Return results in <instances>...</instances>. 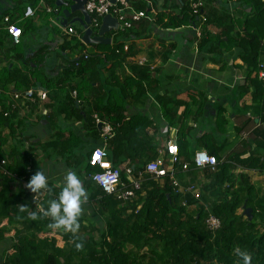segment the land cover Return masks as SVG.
Here are the masks:
<instances>
[{"label":"crops","instance_id":"obj_1","mask_svg":"<svg viewBox=\"0 0 264 264\" xmlns=\"http://www.w3.org/2000/svg\"><path fill=\"white\" fill-rule=\"evenodd\" d=\"M62 1L67 2L69 7L74 5L72 0ZM128 1L135 11H144L153 15L154 21L148 22L143 19L134 24L131 30L120 35H117L118 31L111 30L104 35L106 39H110V44L105 45L108 49L99 50L94 48V45H85L81 41L83 35V27L79 23V20L83 19L81 12L70 13L67 23L62 24V11L68 8L56 7L53 0H0V110L4 104L12 102L11 94L34 90L33 101L15 103L14 116L17 121H22L24 124L21 134L22 139L25 140H23V150H27L35 157L34 172L43 171L50 187L61 190L63 177L68 171H75L82 181V186L86 187L83 167L67 166L64 160L57 159L61 155L83 154L85 159L94 148L106 146L110 163L113 161L121 170L130 168L139 171L148 162L160 157L167 161L168 155L164 152L166 141L169 139L177 141L181 138V133L185 132L186 145L192 146L193 151L192 156L185 153L180 156V160L181 163L190 165L194 153L205 150L195 142L202 135H212L214 147L219 149L224 146L228 154L240 142L245 141L244 139L251 135L253 129L260 125L264 127V115H257L252 109L256 105L252 101L253 88L248 84L244 86L247 70L238 57V50L226 49L221 45L227 41L225 35L236 38L240 34L242 37L239 27L224 18L228 17L234 22L244 21L251 15L252 5L256 0H207L205 13L208 22L202 26L200 37H195L193 30L187 27L189 0ZM26 7H32L34 14L30 18L23 19ZM47 8L52 9L53 12L47 13ZM6 16L22 31L17 42L13 41L5 30L2 20ZM176 18L179 20L186 18L187 22L178 28H165L164 25L169 23V20L173 22ZM70 27L74 29L76 35L66 33L67 28ZM206 37L219 38L220 46L219 43L218 46L213 43L212 47L207 45L200 49V40ZM261 45L258 77L264 83V40ZM117 47L123 50L120 57L116 58L121 68L113 72L120 81L125 77H132V67H139L138 61L143 60L145 65L141 67L148 69L150 78L156 85L154 93L146 92L142 103H136L131 99H126L124 102L125 111L121 113L123 121L141 116L147 119L146 126L150 130L145 136L130 137V140L125 138L130 141V146L123 143L124 149L121 150V154L125 158L119 160L114 159V150L110 147L109 141L103 142L100 127L98 126L97 129L95 126L97 131L92 132L90 126L93 123L87 122L92 109L103 104L106 106V93L113 83L110 77L111 66L113 60L115 61L110 52ZM115 53L117 54V50ZM84 54L94 58L83 62L80 71L70 73L69 64ZM80 72L82 75L79 74ZM260 75L263 78H260ZM39 90L46 93L43 101L36 96V91ZM72 92H75V96ZM162 96L171 101H180L183 105H190L192 111H195L196 104L193 105L191 101H200L202 98L205 100L203 114L197 120L188 118L182 121V125L188 129L181 132L178 117L185 106H180L176 122L170 127L160 110L158 97ZM72 100L78 106L76 105L73 111H66ZM114 100L112 102H115ZM245 107L249 109L246 110ZM218 109L225 111L226 135L221 134L215 126ZM99 111L103 119L94 115L113 129L109 121L110 114L106 115L102 109ZM75 116L79 118L76 119ZM248 118L254 120V126L251 125L238 134L235 127L241 129ZM7 133V130L3 132L4 135ZM71 136L74 137L73 144L75 140L80 141V146L73 151L66 144V140ZM146 140H151L156 157L152 160L146 159L144 165L137 168L134 164L137 158L128 160V157L144 156L145 152L136 150L142 149ZM38 142L41 143L40 146ZM13 143L11 139L10 147ZM257 154L262 157L264 152L259 149ZM123 161H127L128 165L123 166L121 164ZM201 171L202 169L190 166L186 172L181 173L186 177L185 182L179 180L181 175L179 172L176 179L183 188L194 186L200 192L199 189L207 183V180L201 178L199 173ZM233 173L234 175L245 173L250 183L264 192V170L244 171L238 168ZM29 180L16 182L13 184V190L30 191L26 187ZM86 192L88 198L82 205L81 215L85 217V222H82L85 226L93 223L89 216L92 211L88 202L90 191L86 190ZM253 230L261 235L264 227L258 224Z\"/></svg>","mask_w":264,"mask_h":264},{"label":"trees","instance_id":"obj_2","mask_svg":"<svg viewBox=\"0 0 264 264\" xmlns=\"http://www.w3.org/2000/svg\"><path fill=\"white\" fill-rule=\"evenodd\" d=\"M224 19L237 25L242 37L240 34L236 38L225 35L227 41L221 45L226 49L238 50V57L247 70L244 86L248 84L253 88L252 101L256 105L252 109L257 115H264V83L258 77L261 42L264 40V1L256 0L252 5L251 15L244 21L234 22L228 17ZM186 22V18L180 20L176 18L173 22L169 20L164 26L178 28ZM120 34L121 32L117 33ZM219 41V38H202L199 48L203 49L204 46H211L213 43L217 45ZM218 45L220 46V43ZM93 47L99 50L108 49L105 45ZM122 51L121 47H117L110 52L115 61L113 60L111 66L110 77L113 83L106 93V106L103 104L92 109L91 114L88 111L90 117L87 120L93 123L90 126L92 132H96L98 125L95 124L94 114L101 119L103 115H100V109L106 115L110 114L113 136L108 141L114 150V159L118 160L125 158L121 154V150L124 149L123 143L130 146V141L125 138L130 140V137L145 136L150 130L144 117L134 116L126 122L123 121L121 113L125 111V100L131 99L136 103H142L146 92L154 93L156 86L150 78L148 69L140 66H133V76L125 77L122 81L114 75L113 71L121 68L116 58L120 57ZM85 56L87 58L84 60ZM92 58L94 57L88 54L82 55L69 64V72L80 71L81 64ZM105 58L108 61V57ZM79 74L82 75L81 72ZM158 100L161 113L170 127L176 122L180 106H185L178 117L181 132L188 129H185L182 121L188 118L197 120L203 114L205 100L202 98L200 101H191L193 105L196 104L195 111L191 110L190 105H183L180 101L172 100L174 103H171V99L164 96L158 97ZM76 105L74 100L70 101L66 111H73ZM224 113L223 109H218L215 126L221 134L226 135L227 121ZM14 114L15 109L10 103L4 104L0 110V264H144L141 257L146 247L149 248L152 257L145 264H242L236 249L250 254L251 264H264V231L260 235L253 230L258 224L264 227V192L256 189L245 173L238 175L233 173L238 168L244 171L264 170V155L260 157L257 154L259 149L264 152L262 125L253 129L251 135L228 154L224 146L219 149L214 147L212 135L204 134L195 140L198 146H202L207 153L217 159V165L213 170L202 169L206 172L207 183L199 189L198 200L190 195L183 196L177 193L169 176L154 180L153 177L143 174V184L135 192V199L121 202L115 195L103 194L89 179L90 175L98 171V168L88 163L90 153L85 157V162L74 153L56 156L57 159L64 160L67 166L83 167L86 177L85 188L90 191L88 202L92 211L89 216L93 223L82 225L85 217L81 216L80 229L72 234L50 229L48 227L50 218L42 217L40 214L41 206H46L48 200L56 199L59 189L49 186L51 191L45 190V193L44 190L37 193L13 190V184L29 180L35 174V157L27 150H23L24 139L21 134L24 124L17 121ZM253 124L254 120L248 118L241 129L235 127V130L240 134L249 126H254ZM6 130L8 133L4 135L3 132ZM184 133L182 132L181 138L177 140L180 154L175 169L180 174L183 173L180 156L185 154L184 147L187 144ZM11 139L14 143L10 147ZM73 140L72 136L66 140L72 151L80 146V141L75 140L73 144ZM37 144L41 145L40 142ZM41 147L44 149L43 145ZM154 149L151 140H146L143 148L136 150L145 152L144 156H129L128 160L141 157L152 160L156 157ZM127 161L121 164L126 166ZM111 165L120 168L113 161ZM190 166L191 160L188 169ZM144 167L145 165L141 169ZM139 171H134L135 178ZM120 181L128 185L124 170H121ZM205 201L211 202L209 209ZM21 206H25L23 210ZM244 207L252 209L251 222L243 214ZM33 212L38 216L36 220L31 219ZM209 216L220 221V228L216 231L207 228L206 220ZM73 241L82 243L83 248L76 249Z\"/></svg>","mask_w":264,"mask_h":264},{"label":"built area","instance_id":"obj_3","mask_svg":"<svg viewBox=\"0 0 264 264\" xmlns=\"http://www.w3.org/2000/svg\"><path fill=\"white\" fill-rule=\"evenodd\" d=\"M207 0H189V22L188 29H192L195 37H200L202 26H205L208 22L207 15L205 13V4ZM85 11L91 18L89 25L92 31L96 32L101 26L103 17L111 16L117 20V31L124 33L133 28L134 24L145 19L148 22H153L155 17L149 15L144 11H135L130 5L128 0H86ZM52 13L53 10L47 8V13ZM34 10L32 7H26L23 13V19L32 17ZM3 24L5 30L10 38L17 42L20 38L21 29L16 24L10 21L9 17H3ZM66 33L68 35H76L73 28H67ZM87 56L84 57V60ZM140 67L145 65L143 60L137 63ZM78 63H76L77 67ZM262 68V66L260 67ZM260 78H263L260 75ZM75 96V92H72ZM11 96V107L15 109V103L24 101H33L34 90L29 89L25 91L15 92ZM36 96L39 100L43 101L46 98L44 91H36ZM6 115V114H5ZM95 124L100 127L101 137L103 142L106 143L108 139L113 136V131L110 125L102 122L98 117L94 116ZM164 152L168 155V160H164L163 157L148 162L142 171H139L137 178L134 176V171L130 168L124 170V175L128 181V185L120 181L121 169L113 167L108 160V152L106 146L96 147L90 152L89 165L98 168V171L89 176L91 182L98 187L105 195H115L119 201H131L135 199V192L139 190L143 184V174H147L153 177L154 180H161L162 178L169 176L173 187L176 188L177 193L184 195H191L195 200L199 199L200 193L194 186H188L183 188L181 183L176 179L177 171L175 165L179 162V152L176 139H169L166 141ZM217 165V159L214 155H210L205 150H198L194 153L191 166L195 169L211 168L212 170ZM188 169L187 164L182 165V171L185 172ZM45 193V190H44ZM37 200V198H35ZM123 204V203H122ZM207 228L210 231H216L220 228V221L209 216L206 220Z\"/></svg>","mask_w":264,"mask_h":264},{"label":"clouds","instance_id":"obj_4","mask_svg":"<svg viewBox=\"0 0 264 264\" xmlns=\"http://www.w3.org/2000/svg\"><path fill=\"white\" fill-rule=\"evenodd\" d=\"M98 31V30H97ZM96 31V32H97ZM32 193L42 190L51 191L48 185V178L43 171L39 170L31 176L27 186ZM88 194L82 186V181L75 171H68L63 177V184L56 199L46 202V206H41L42 217L50 218L48 227L54 230H62L65 233L75 234L80 229V217L82 215V205L87 200ZM25 206H21L23 210ZM38 218L35 212L31 219ZM76 249H82L83 244L73 241ZM240 257L242 264H251L252 257L245 251L235 250Z\"/></svg>","mask_w":264,"mask_h":264},{"label":"water","instance_id":"obj_5","mask_svg":"<svg viewBox=\"0 0 264 264\" xmlns=\"http://www.w3.org/2000/svg\"><path fill=\"white\" fill-rule=\"evenodd\" d=\"M53 1H55L56 7L68 8V10L66 9L62 11V19H63L62 24L67 23L70 13L74 11H79L82 13L83 19L79 20V23L83 27V35L81 37V41L85 45H109L110 44V39H106L104 35L110 32L111 30L117 31L118 23L115 18L111 16L103 17L101 26L99 27L97 32H94L89 27L91 23V18L89 14L85 11L86 0H72L74 5H71L70 7L67 2H64L62 0H53ZM243 214L249 222L252 221L253 215H252L251 208L243 209Z\"/></svg>","mask_w":264,"mask_h":264},{"label":"rangeland","instance_id":"obj_6","mask_svg":"<svg viewBox=\"0 0 264 264\" xmlns=\"http://www.w3.org/2000/svg\"><path fill=\"white\" fill-rule=\"evenodd\" d=\"M192 151H193L192 146H190V145H186V146H185V153H186V154L191 155V154H192ZM191 156H192V155H191ZM80 157H81V160L84 161V156H83V154H80ZM189 157H190V156H189ZM145 161H146V159H145L144 157H141L140 159H137L136 161H134V164H135V166H136L137 168H139L140 166H143V164H144ZM140 164H141V165H140ZM199 173H200V175H201V178L207 180L205 170H202V171L199 172ZM185 179H186V177H185L184 174L179 175V180H180L181 182H185ZM205 205H206V206L208 207V209H209V207H211V202H210V201H205ZM87 223H89V222L87 221ZM95 225H97V224H95ZM99 226H100V225H99ZM142 253H143L144 255L141 257V261L145 264V263L147 262V260L150 259L152 256H151V254H150V250H149V248H147V247L144 248V250H143Z\"/></svg>","mask_w":264,"mask_h":264}]
</instances>
